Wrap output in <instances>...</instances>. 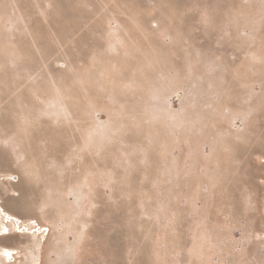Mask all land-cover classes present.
<instances>
[{"label": "rangeland", "instance_id": "obj_1", "mask_svg": "<svg viewBox=\"0 0 264 264\" xmlns=\"http://www.w3.org/2000/svg\"><path fill=\"white\" fill-rule=\"evenodd\" d=\"M0 206V264H264V0H0Z\"/></svg>", "mask_w": 264, "mask_h": 264}, {"label": "bare ground", "instance_id": "obj_2", "mask_svg": "<svg viewBox=\"0 0 264 264\" xmlns=\"http://www.w3.org/2000/svg\"><path fill=\"white\" fill-rule=\"evenodd\" d=\"M0 217H1L0 237L10 234L9 226L10 224H13V223L16 225L17 228L21 230L26 229L27 231H30L33 227L35 228V230L38 228L36 224H32V225L24 224V222L20 218H17L13 214L7 212L2 206H0ZM0 253L1 255L6 256V257L12 255L11 258H12V261H14V254H17L19 252H16V251L10 252V249H3L2 251H0Z\"/></svg>", "mask_w": 264, "mask_h": 264}]
</instances>
